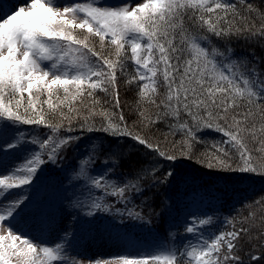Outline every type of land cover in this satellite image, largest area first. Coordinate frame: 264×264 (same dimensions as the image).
Wrapping results in <instances>:
<instances>
[{
  "label": "snow or ice",
  "instance_id": "obj_1",
  "mask_svg": "<svg viewBox=\"0 0 264 264\" xmlns=\"http://www.w3.org/2000/svg\"><path fill=\"white\" fill-rule=\"evenodd\" d=\"M238 5L247 12L256 11L247 0H0V161L28 145L36 146L27 150L22 165L0 175V264H82L69 252L73 248L71 229L52 245L36 242L18 225L26 211L40 210L32 209L30 201L25 203L26 193L7 199L9 190L32 184L42 165L65 158L64 153L80 137H61L59 132L61 128L74 131L72 121L77 118L82 121L77 128L105 133L112 141L96 137L98 143L71 166L69 183L84 178L89 193L102 189L124 207L113 210L100 198L85 203L74 195L69 198L73 220L92 225L107 219L105 227L114 230L119 227L117 219L121 224L128 218L150 225L153 197L146 194H161L162 188V204L171 212L170 193L176 179L163 162L176 160L177 154L131 131L123 112L95 107L99 90L111 94L112 107L119 108V77L137 85L138 103L156 107L157 119L176 118L175 126L185 136L180 156L193 158V142H199L196 132L211 128L225 139L213 142L215 151L207 153L201 163L208 168L264 175V72L255 65L250 67L247 58H234L231 48L212 47L209 51L202 47L200 41L207 37L186 27L190 23L221 38L242 32L249 39L264 37V13L256 12L262 21L259 29L234 25L235 20L244 19ZM76 30L86 35L81 37ZM129 61L132 73L128 72ZM138 114L145 123L154 122L144 109ZM95 116L102 117L99 124L93 120ZM23 125H40L49 133L40 138ZM122 137L154 153V162L131 176L112 179L107 173L114 172L123 158ZM249 139L258 141L255 151L259 157L253 156ZM230 152L239 158L236 167L230 162ZM100 157L106 167L90 176L87 168ZM211 199L220 198L210 197L207 210L193 211L191 223L185 224L184 233L191 234L190 238L178 244L160 241L135 257L124 255L97 264H264V197L245 202L250 210L239 220L225 217L219 231L205 227L220 219L221 207L211 204ZM169 236L175 240L176 233Z\"/></svg>",
  "mask_w": 264,
  "mask_h": 264
},
{
  "label": "trees",
  "instance_id": "obj_2",
  "mask_svg": "<svg viewBox=\"0 0 264 264\" xmlns=\"http://www.w3.org/2000/svg\"><path fill=\"white\" fill-rule=\"evenodd\" d=\"M18 2L23 3V0H18ZM63 2L71 3L72 1L69 2V0H63ZM230 2H232V0H230ZM247 3L253 5L256 11L247 12L245 11L244 6L238 5L244 19L235 20L234 25L240 28L245 26L252 28L254 26L255 29H259L262 21L257 17L256 12L264 13V0H247ZM186 27H188L189 32L193 34L207 37L206 40L200 41L202 47L209 48V51H211L212 47H216L221 51L225 48H231L233 50L232 56L234 58H247L250 67L255 65L261 72H264V37L257 36L249 39L248 33L242 32L239 35L233 33L227 38H221L190 23H187ZM92 39L95 41L98 38L92 37ZM209 41L211 42L210 44ZM97 48H99L98 44ZM185 55H187V53H185ZM132 71L133 63L129 61L128 72L132 73ZM160 91L161 94H163L164 89L161 88ZM118 92L120 100L119 108L112 107L111 94H105L99 90L95 93L96 98L99 100V104L95 105V107L98 109L102 107L113 112H123L125 121L131 131L158 143L162 148L174 151L178 157L174 161L163 162L164 168L172 170L173 176L176 179V183L173 185L172 192L170 193L172 199L171 212L165 209L162 204L163 188L160 190L161 194H146L153 197L150 203L152 204L154 212L150 217L151 224L145 225V228H147L146 230L140 232L135 231L136 236L138 235L141 237L143 235L145 241L149 243H151V239H153L156 243L164 241L170 244H178L181 242L180 240L183 241L190 238L191 234L184 233V227L185 224L191 223L193 217L181 221L180 213L182 209L187 207L197 195L205 197L203 201H206V204L203 211L207 210L210 197L215 196L220 198L218 201L215 199L210 200L211 204L221 207V211L217 213L220 219L211 226H205L214 231L220 230L221 222L225 217L231 216L235 217L236 220H239L241 217L246 216L250 209L244 207L245 202H251L259 197H264V175L241 172L238 170L229 171L220 168H208L206 164L200 162L207 159V153L215 151L211 147L213 142H220L225 139L220 133L211 128L200 129L196 132L199 142H193L192 145L191 155L193 158L180 156L179 148L181 147V141L185 139V136L183 130L175 126L176 118L172 116H161L157 119L156 113L158 109L147 103H138L140 97L137 94V85H129L125 83V77H119L118 79ZM162 98V95L157 97V101L159 102ZM85 103H90V101L86 99ZM44 107L46 109L47 106L45 105ZM141 108L145 110V115L154 121L153 123H145L143 118L139 116L138 112ZM82 111L86 112V109H82ZM182 118L191 123L190 118L186 114H182ZM254 119H256L257 122L259 121L258 116L254 117ZM93 120L99 124L102 117L95 116ZM81 122L82 121L79 118L72 121V126L75 128L72 132H67L65 128L60 129L59 135L61 137L79 136L80 139L75 141L72 144V147L64 153V159L57 161L59 164L58 168L48 171L47 176L49 181L55 180L57 184L63 183V181H65V175L72 171L71 166L73 164H78V158L81 157L86 150L90 149L93 143H98V141L95 140L96 137H104L106 140L110 142L112 141V138L105 133L97 131L87 132L77 128L76 126ZM32 126L35 127L32 131H30L31 125H26V130L35 133L37 137L43 138L45 134L49 133V129L43 126ZM65 127H67V124ZM120 140V147L124 155L120 161L119 167L114 172L107 173L108 177L115 179L121 175L131 176L134 174L135 170L154 162V153L146 150L143 146L136 144L131 138L122 137ZM205 140L207 143L203 142ZM257 145L258 141H253L251 139L248 140V146L252 150L254 157L260 156V153L255 151ZM230 156V162L233 164V167H236L239 163L238 156L235 152H230ZM102 166L106 167V165H104L103 157H100L95 164L87 168L88 174L90 176L97 175ZM157 175H159V173H157ZM97 190L96 194L98 197L101 196L100 198L106 203H110L116 208L124 207L123 204L117 203L116 197L105 195L102 189ZM135 202L136 204H139L138 199H136ZM155 213H159V216H156ZM144 214H148L147 209H145ZM100 215L104 217L109 216L103 214ZM104 221H107V219L101 221V223ZM124 221L125 222L123 223H125V226L130 230H135L134 226L140 223L139 221H134L128 218H125ZM236 227L238 228L240 225L237 224ZM224 229L231 230V226H224ZM170 232L176 233L175 240L169 236ZM139 234H141V236ZM254 251L258 253L260 250L254 249ZM128 255L130 256L131 254L128 253Z\"/></svg>",
  "mask_w": 264,
  "mask_h": 264
},
{
  "label": "rangeland",
  "instance_id": "obj_3",
  "mask_svg": "<svg viewBox=\"0 0 264 264\" xmlns=\"http://www.w3.org/2000/svg\"><path fill=\"white\" fill-rule=\"evenodd\" d=\"M71 1L69 0V2ZM110 2L122 3L124 0H110ZM132 2L139 3L140 0H132ZM76 32L81 37L86 35L81 30H76ZM22 127L27 128L26 125ZM34 128L31 125L30 131ZM33 148H35L33 145H28L26 150L0 161V175L8 174L17 165H22L27 150ZM58 166V162L56 164L45 163L38 170L32 184L18 189H11L7 194V199H14L16 194L26 193L25 203L30 201L32 209L40 210L26 211L21 216L18 228L25 234L31 236L36 242L52 245L59 242L66 230L71 229L73 248L69 252L70 255H75L77 259L81 260L82 264H97V262L119 258L122 255H128V253L131 254V257H135L143 248L157 244L153 239H151V243L145 241L144 236H141V234H139L141 237L136 236L135 231L140 232L147 229L141 222L134 226L135 230H130L125 226V223L121 224L117 219L116 224L119 227L114 230L105 227L108 221L102 223L97 221L92 225L74 221L72 211L69 210L70 197L75 195L81 201L88 203L89 198H100L101 196L98 197L96 194L97 189H93L91 193L87 191L84 178L73 181V184H80L79 188L73 187V184L69 183L72 171L65 175L63 183L57 184L55 180L49 181L48 171L55 170ZM201 197L203 196L197 195L187 207L182 209L180 213L181 221H185V217H187V220L192 217L191 213L193 211H203L205 209L206 201L199 199ZM100 199L103 203H106L102 198ZM106 204L113 206L110 203ZM115 208L113 206V210ZM100 214L109 215V213Z\"/></svg>",
  "mask_w": 264,
  "mask_h": 264
}]
</instances>
